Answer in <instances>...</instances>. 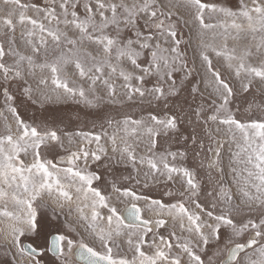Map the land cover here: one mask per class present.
I'll return each instance as SVG.
<instances>
[{
    "label": "snow or ice",
    "instance_id": "1",
    "mask_svg": "<svg viewBox=\"0 0 264 264\" xmlns=\"http://www.w3.org/2000/svg\"><path fill=\"white\" fill-rule=\"evenodd\" d=\"M0 264H264V0H0Z\"/></svg>",
    "mask_w": 264,
    "mask_h": 264
},
{
    "label": "rangeland",
    "instance_id": "2",
    "mask_svg": "<svg viewBox=\"0 0 264 264\" xmlns=\"http://www.w3.org/2000/svg\"><path fill=\"white\" fill-rule=\"evenodd\" d=\"M48 107H49V111H48L47 115L50 118H51V116H54V115H63V114L71 115L73 112L79 111V106H77V105H50ZM33 114L41 115L44 113L37 112L36 108L33 107L27 112V115L31 116ZM81 114H83V113H81ZM39 242L43 243V240H40Z\"/></svg>",
    "mask_w": 264,
    "mask_h": 264
}]
</instances>
